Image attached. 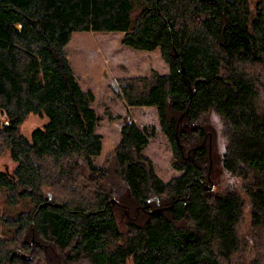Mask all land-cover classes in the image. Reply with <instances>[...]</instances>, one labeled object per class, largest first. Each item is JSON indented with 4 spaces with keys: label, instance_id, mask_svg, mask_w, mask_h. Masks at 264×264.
<instances>
[{
    "label": "trees",
    "instance_id": "obj_1",
    "mask_svg": "<svg viewBox=\"0 0 264 264\" xmlns=\"http://www.w3.org/2000/svg\"><path fill=\"white\" fill-rule=\"evenodd\" d=\"M76 31L159 48L169 73L110 88L126 106L157 109L179 176H157L142 153L155 127L134 121L92 163L93 94L64 52ZM30 113L47 121L26 136ZM0 114V157L15 163L0 190L14 207L28 202L0 215V264H264V0L253 17L249 0H0Z\"/></svg>",
    "mask_w": 264,
    "mask_h": 264
},
{
    "label": "rangeland",
    "instance_id": "obj_2",
    "mask_svg": "<svg viewBox=\"0 0 264 264\" xmlns=\"http://www.w3.org/2000/svg\"><path fill=\"white\" fill-rule=\"evenodd\" d=\"M257 2L249 0L251 17L254 16ZM122 35V32L115 31H76L64 48L77 82L82 89L93 94L89 106L97 116L95 132L101 135L102 149L98 156H91V160L95 166L103 164L107 154L118 144L123 124L134 121L139 126L153 125L155 136L148 139L142 153L152 161L157 176L167 182L181 172L172 166L173 151L160 129L157 109L152 106H126L110 85L115 78L148 76L152 70L167 74L169 66L161 58L159 48L153 51L132 49L119 43ZM4 120L5 116L0 114V121ZM46 121V117L30 113L21 125V132L29 136L35 127L42 126ZM213 153L219 155L217 147ZM14 166L8 152L0 157V170L11 173ZM222 175L221 169L216 167L214 180ZM208 180V186L212 184L214 190L221 189L222 183L213 186L215 181L212 183ZM26 207L27 201L18 207L8 204L4 190H0V215L17 214Z\"/></svg>",
    "mask_w": 264,
    "mask_h": 264
},
{
    "label": "clouds",
    "instance_id": "obj_3",
    "mask_svg": "<svg viewBox=\"0 0 264 264\" xmlns=\"http://www.w3.org/2000/svg\"><path fill=\"white\" fill-rule=\"evenodd\" d=\"M211 121L213 123V126L217 129L218 133H222L224 129L222 116L219 113L213 111L211 115ZM218 139L221 145H226L228 143L227 137L221 135L218 137Z\"/></svg>",
    "mask_w": 264,
    "mask_h": 264
},
{
    "label": "water",
    "instance_id": "obj_4",
    "mask_svg": "<svg viewBox=\"0 0 264 264\" xmlns=\"http://www.w3.org/2000/svg\"><path fill=\"white\" fill-rule=\"evenodd\" d=\"M181 70H183V68H182ZM189 91H190V93H192L191 87H189ZM211 162H212V160L210 159V167H209V170H210V168H211ZM208 179H210L209 174H208ZM207 184H208L207 181H204V182H203L204 188H205L206 190H210V189L212 188V184L209 185V186H208ZM50 198H51V196L49 195V196H48V199H50ZM152 199L155 200V201H157V197H153ZM112 203H115V201L112 200ZM161 210H162V207H156L153 211H154V212H158V211H161ZM34 243H35V238H34V234H32L31 244L33 245Z\"/></svg>",
    "mask_w": 264,
    "mask_h": 264
},
{
    "label": "flooded vegetation",
    "instance_id": "obj_5",
    "mask_svg": "<svg viewBox=\"0 0 264 264\" xmlns=\"http://www.w3.org/2000/svg\"><path fill=\"white\" fill-rule=\"evenodd\" d=\"M165 135V134H164Z\"/></svg>",
    "mask_w": 264,
    "mask_h": 264
}]
</instances>
